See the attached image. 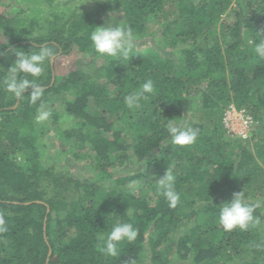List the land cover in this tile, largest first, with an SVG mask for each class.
<instances>
[{
  "label": "trees",
  "instance_id": "obj_1",
  "mask_svg": "<svg viewBox=\"0 0 264 264\" xmlns=\"http://www.w3.org/2000/svg\"><path fill=\"white\" fill-rule=\"evenodd\" d=\"M92 1L68 14L50 10L28 38L21 29L33 19L17 0H0V214L8 227L0 264H264V58L253 50L264 36V0ZM108 17L132 28L134 47L129 59L103 56L95 67L90 33ZM147 40L157 47L142 48ZM41 44L58 54L40 77L19 74L45 89L32 104L31 89L18 99L4 80L14 52ZM75 52L89 60L87 71L75 64L58 76ZM148 79L155 94L129 109L125 96ZM41 102L52 115L37 122ZM229 104L254 119L246 140L222 125ZM181 123L199 130L195 143H171L168 125ZM86 147L88 175L60 164ZM166 168L180 195L174 208L158 191ZM239 191L259 205L261 223L228 232L219 210ZM118 222L139 234L111 257L101 249Z\"/></svg>",
  "mask_w": 264,
  "mask_h": 264
},
{
  "label": "clouds",
  "instance_id": "obj_2",
  "mask_svg": "<svg viewBox=\"0 0 264 264\" xmlns=\"http://www.w3.org/2000/svg\"><path fill=\"white\" fill-rule=\"evenodd\" d=\"M112 21L103 26L95 27L90 33V40L97 53L102 56L113 58L129 59L134 47V33L130 26H121L118 22ZM254 52L258 57L264 58V36L254 42ZM15 61L7 70V77L4 80L5 88L16 98H21L25 91L31 89L29 94L30 102L36 104L44 94V87L37 83L36 79H27L19 74H28L33 78L40 77L44 71L45 62H50L57 54L54 45L41 44L37 51L14 52ZM3 54V53H0ZM155 94V85L151 79L142 83L138 91H134L125 96V104L129 109L139 108L141 101L147 100L149 96ZM52 113L47 106L41 102L35 119L37 122H44L51 117ZM168 134L171 143L179 146H188L197 140L199 130L186 123L169 124ZM176 177L171 168H166L164 175L158 179V191L168 201L169 207H176L180 200V195L176 191ZM142 186V181L134 179L129 182V187L138 190ZM258 204H251L247 201L243 191L233 193L230 202H227L219 210V223L225 231L231 232L239 228L246 231L251 226L259 225L260 219L254 216ZM8 227L3 214H0V233L7 232ZM138 229L131 223L118 222L104 240L101 251L111 257L119 254L118 244L122 241L132 242L137 239Z\"/></svg>",
  "mask_w": 264,
  "mask_h": 264
},
{
  "label": "rangeland",
  "instance_id": "obj_3",
  "mask_svg": "<svg viewBox=\"0 0 264 264\" xmlns=\"http://www.w3.org/2000/svg\"><path fill=\"white\" fill-rule=\"evenodd\" d=\"M11 1H14V0H4L3 3H8ZM243 1H245V0H243ZM17 2H18L17 3L18 6H21L22 13L24 12L26 19L30 18V17L33 19L30 24L25 23L23 25V30L21 29L22 34L28 35L27 36L28 38H32L33 36H36L43 31V26L41 23L43 22V19L45 20V17L48 16V12L50 10L53 12H57L59 14H68L69 12H71L74 9V7H77V6H87V7L90 6L91 7L93 5L92 0H51V1H46V0H17ZM232 5L233 6L235 5V0H232ZM112 19H113V17L107 19V21H105V23L107 24L109 21H112ZM226 19H229V18L226 17ZM115 22H117V21L116 20L113 21V23H115ZM143 44L144 45H142V44L140 45L142 48L144 46L154 47L157 45V44L154 45V42L150 43L149 41L146 43H143ZM80 57H81V54L79 52H75L74 54H71V56L69 57L70 61L66 60L64 62V65L57 67V69H56L57 75L58 76L65 75V73L68 72L69 69H71V65H75V64H77L76 66H80L79 68L83 69L84 71H87L89 60H86V59L81 60ZM86 58L89 59L90 57L86 56ZM93 59L94 60L92 62H93V65H95V67L100 65V64L105 63V58L100 54L94 55ZM90 69H92V68H90ZM126 134L128 136L127 130H126ZM43 140H44V143L47 142L48 141V135H45ZM250 143L252 145L254 143V140L251 141ZM45 145H46V149H47V152L45 155L46 158L48 160H52V158H57L58 155L56 153L54 143H52L50 141V142L45 143ZM82 151L84 152L82 154H85L84 157L73 158L71 156H63V159L60 162V164L63 165V164H65V161H68L69 162L68 168H69L70 172L73 175L78 176V177L86 176L89 174L88 173L89 171L87 170L85 163L87 162L86 159L91 154V150L89 147H86ZM254 153H255V151L253 150V154ZM260 164H261V166H263L262 163H260ZM173 264H179V263L177 261H175Z\"/></svg>",
  "mask_w": 264,
  "mask_h": 264
},
{
  "label": "built area",
  "instance_id": "obj_4",
  "mask_svg": "<svg viewBox=\"0 0 264 264\" xmlns=\"http://www.w3.org/2000/svg\"><path fill=\"white\" fill-rule=\"evenodd\" d=\"M226 132L234 139L246 140L254 126L253 117L245 110L229 104L221 118Z\"/></svg>",
  "mask_w": 264,
  "mask_h": 264
}]
</instances>
